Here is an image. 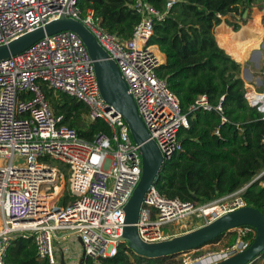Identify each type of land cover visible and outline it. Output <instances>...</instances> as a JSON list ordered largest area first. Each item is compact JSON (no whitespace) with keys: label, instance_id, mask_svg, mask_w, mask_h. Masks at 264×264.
<instances>
[{"label":"built area","instance_id":"2783aa9c","mask_svg":"<svg viewBox=\"0 0 264 264\" xmlns=\"http://www.w3.org/2000/svg\"><path fill=\"white\" fill-rule=\"evenodd\" d=\"M77 1L0 0V45L61 15L80 21L116 63L150 139L164 162L170 160L182 150L178 133L188 128V123L178 98L157 76L166 57L149 44L154 22L161 21L167 11L161 14L144 0H134L132 8L139 21L130 38L120 41L100 27L93 11L83 14ZM172 3H167V10ZM44 89L76 98L84 104L87 120L104 122L109 133L97 134L92 143L82 140L74 129L60 125L61 118L54 115ZM248 90L256 92L251 85L244 86L248 105L264 113L263 103L251 102ZM196 105L221 112L220 106L212 108L204 97ZM56 162L65 166L68 174L70 201L62 207L54 206L61 193L53 196L63 180ZM140 176L139 147L121 115L107 108L92 60L75 33L63 31L45 37L27 51L0 62V264H5L7 249L17 236L31 238L38 259L48 264H60L53 242L64 238L79 239L83 257L95 264L114 257L119 245L125 244L118 240L124 206ZM259 179L264 180V171L253 180ZM244 189L196 205L167 198L153 185L142 200L138 236L142 242L154 244L188 232L194 223L188 218L200 220L198 227L211 223L246 206L241 197ZM167 226L172 234L165 231ZM228 233L234 236L232 245L187 256L182 264H217L245 250L255 235L246 226Z\"/></svg>","mask_w":264,"mask_h":264},{"label":"trees","instance_id":"16d2710c","mask_svg":"<svg viewBox=\"0 0 264 264\" xmlns=\"http://www.w3.org/2000/svg\"><path fill=\"white\" fill-rule=\"evenodd\" d=\"M159 13L161 21L154 22L149 44L156 45L165 55L166 63L157 69L168 89L178 98L181 113L188 128L181 129L178 138L182 150L163 163L154 182L161 195L170 199L202 205L228 196L247 186L264 171V113L250 107L244 97V83L240 65L247 52L239 53L242 43L236 38L245 24L243 14L260 0H144ZM172 1L167 10V3ZM134 0H78L84 14L94 13L100 27L120 41L130 38L139 16L132 8ZM264 5V0L262 1ZM264 8V7H263ZM263 8H260L263 10ZM257 8L247 11L245 29L264 23ZM224 19L228 28L221 21ZM217 42V43H216ZM222 49H221V48ZM226 52V53H225ZM234 60H233V59ZM243 78L250 81L247 71ZM47 101L60 125L74 129L87 143L109 128L100 120L89 122L87 110L80 101L61 92L44 89ZM204 97L212 108L204 110L196 101ZM259 99L261 97H258ZM68 178L67 168L56 162ZM263 183V185H260ZM61 188L56 189L54 198ZM246 206L264 215V180L254 181L241 194ZM70 201L68 192L59 200V207ZM220 235L209 244L218 243ZM252 239V236H251ZM234 236L226 246L232 245ZM173 258L149 260L135 256L125 244H120L116 255L101 264H163ZM5 264H48L39 260L31 238L15 237L7 249ZM81 264H95L85 259Z\"/></svg>","mask_w":264,"mask_h":264},{"label":"water","instance_id":"95a60500","mask_svg":"<svg viewBox=\"0 0 264 264\" xmlns=\"http://www.w3.org/2000/svg\"><path fill=\"white\" fill-rule=\"evenodd\" d=\"M70 31L82 41L92 60L100 95L107 105L119 113L125 121L132 141L139 147L141 176L128 202L124 206V225L118 239L126 244L135 256L149 260L174 257L191 251H198L220 235L238 227H250L255 235L251 244L243 251L218 262L217 264H251L264 255V215L256 208L244 206L229 212L211 223L175 236L169 240L147 244L140 240L136 223L142 200L147 190L154 185L164 159L139 116L135 101L128 93V87L116 63L99 45L94 35L80 22L61 15L43 27L27 32L22 36L0 45V62L19 55L45 37L59 32ZM252 180L247 186L252 184ZM245 186V187H247ZM81 245V241L78 239ZM84 253L77 264L84 260ZM60 264H65L63 258Z\"/></svg>","mask_w":264,"mask_h":264},{"label":"rangeland","instance_id":"374dc122","mask_svg":"<svg viewBox=\"0 0 264 264\" xmlns=\"http://www.w3.org/2000/svg\"><path fill=\"white\" fill-rule=\"evenodd\" d=\"M263 0H260L259 2H257L255 4V6H252L250 7L249 9L251 8H257L259 9L261 12H262V19H263V15H264V5L262 3ZM260 8H263V10H261ZM248 9V10H249ZM247 10V11H248ZM246 11V12H247ZM245 12V13H246ZM245 13L243 14V20L245 21L246 23V20L244 18L245 16ZM221 23H225L224 19L221 21ZM245 24H240V26H244ZM228 28H230L232 30L231 27H229L227 25ZM255 30H257L259 33L260 32H263L264 31V23L263 24H259L257 25L256 27L252 28ZM253 31V30H251ZM261 44L257 45H253V47H245V50H247V53H246V56L243 60H240L239 58H236V56L234 55V59L236 62H239L240 64V78H242L241 80L243 81L244 83V86L245 84H248V85H251L254 87V89L256 90V92L260 93L261 95L259 97H261L259 100H262L264 101V42H260ZM263 47V48H262ZM262 48V50H261ZM257 51L260 53L261 55V59H259V62L257 63L258 61V53H252L250 51ZM260 57V56H259ZM241 68H242V73L243 69H247L248 71L251 72V75L253 76V81L252 82H248L245 78H243V75L241 74ZM247 77L249 80L250 79V73L247 72ZM256 79L260 80L263 82V85L262 86H257V84L255 83ZM62 173H63V180H60V184H59V188H61V196L59 197L58 201L54 204L55 207H59V200L61 199V197L66 193L68 192V179L66 177V174L64 173V170L62 169ZM54 198V197H53ZM194 221L193 225L191 226L190 229H188L187 231H191V230H194L196 229L200 224V220L194 218V217H191V218H188L187 221ZM165 231L167 233H170L172 234L174 231L172 230L171 226H167L165 228ZM182 233H186V232H182ZM230 235H227V236H224L218 243H215V244H209V245H206L204 247H202L201 249H199L198 251H191V252H188L186 256H181V255H176L174 256L173 258L167 260L166 262H164L163 264H182L183 260H185L187 258V256H190L191 257H196L200 254H204L205 252H211V251H217L219 249H223L226 247V243L228 242V240L230 239ZM81 245L78 243L77 240H72V239H68L67 241H62V240H59L57 242H53V251H54V255L59 258L61 254H67V255H70L71 257L75 255V253H77V255L81 254ZM186 254V253H184ZM264 260V256L261 257V259L259 258L258 262L256 264H264L263 262ZM65 263L66 264H73L74 262H76V259L73 258L72 261L70 259H65Z\"/></svg>","mask_w":264,"mask_h":264},{"label":"crops","instance_id":"0c3cea01","mask_svg":"<svg viewBox=\"0 0 264 264\" xmlns=\"http://www.w3.org/2000/svg\"><path fill=\"white\" fill-rule=\"evenodd\" d=\"M247 23V22H246ZM246 23H245V25H246ZM226 26H227V24H226V22L224 23ZM244 25V26H245ZM243 27V26H242ZM242 27H240V29L242 28ZM246 27H243V29H242V31H241V33H240V35L236 38V45H237V41H239V43H242V45L243 46H247V47H253V45H255V44H257V45H259V44H261L260 42H264V31L263 32H258L257 30H255L254 31V29H245ZM239 29V30H240ZM238 30V31H239ZM251 30H253V31H251ZM233 31V30H232ZM238 31H233V32H238ZM217 43V42H216ZM264 47V46H263ZM262 47V48H263ZM221 48V47H220ZM262 48H261V50H262ZM222 49V48H221ZM247 52V50H245L244 49V47H240V49H239V53H242V52ZM250 52H252V53H258L259 55H258V61H257V63L259 62V59H261V55H260V53L259 52H257L256 50L255 51H250ZM226 53V52H225ZM260 56V57H259ZM233 59V58H232ZM234 60V59H233ZM235 61V60H234ZM236 62V61H235ZM238 64H239V62H237ZM240 65V64H239ZM243 70H246L248 73H250V81H248V82H252L253 81V76L251 75V72L250 71H248L247 69H243ZM241 74H242V68H241ZM242 79V78H241ZM256 82V84H257V86H262L263 85V82L261 81V79L260 80H258V79H256L255 80ZM246 85V84H245ZM253 87V86H252ZM254 88V87H253ZM259 175V174H258ZM257 175V176H258ZM256 176V177H257ZM68 239H70V238H64L62 241H67ZM60 259L61 258H63V260H64V262H66L65 261V259L67 260V259H70L71 261H72V259L73 258H75L76 259V262H74L73 264H77L78 262H79V260H80V258H81V254H79V255H77V253H75V255L74 256H70V255H67L66 253L65 254H61L60 255V257H59ZM66 264V263H65Z\"/></svg>","mask_w":264,"mask_h":264},{"label":"bare ground","instance_id":"6f19581e","mask_svg":"<svg viewBox=\"0 0 264 264\" xmlns=\"http://www.w3.org/2000/svg\"><path fill=\"white\" fill-rule=\"evenodd\" d=\"M246 14H247V12L245 13L244 17H246ZM248 94H249V98L251 99V102H253V103L262 102L263 103V107H264V101L259 100V98H258L261 95L260 93L254 92L253 90H248Z\"/></svg>","mask_w":264,"mask_h":264}]
</instances>
